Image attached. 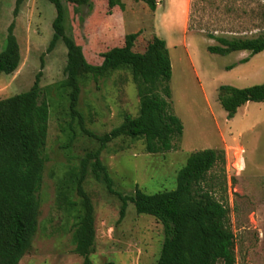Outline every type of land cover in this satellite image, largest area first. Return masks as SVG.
<instances>
[{"label": "rangeland", "instance_id": "rangeland-1", "mask_svg": "<svg viewBox=\"0 0 264 264\" xmlns=\"http://www.w3.org/2000/svg\"><path fill=\"white\" fill-rule=\"evenodd\" d=\"M95 1L96 9L82 7L79 14H74L72 5L65 6L67 35L82 47L87 62L96 65L93 48L98 50L97 44L106 43L109 49L124 42L126 35L138 34L133 51L143 53L155 27L171 61V110L183 125L182 137L173 140L167 153H148L142 138L121 137L108 144L100 159L114 190L124 196H132L136 188L147 195L173 191L191 153L223 151L225 166L211 170L205 185L229 208L236 264H264V103H248L228 120L218 102L220 86L246 88L264 83V52L222 57L206 49L217 45L207 37L210 33L229 38L264 35V0H194L191 30L187 29L190 0L189 5L188 0H159L155 14L144 2L121 0L119 16H113V11L108 14L106 0ZM16 3L0 0V52L13 24L21 55L15 73L0 75V100L27 92L40 74L42 99L49 105L38 229L19 264H83L74 252L73 219L59 209L63 202L59 192L68 183L69 172L99 145L71 120L67 92L57 89L66 78L67 49L60 41L48 51L54 6L47 0H23L15 15ZM244 60L248 62L243 64ZM139 106L136 85L127 70L97 82L91 76L82 78L78 111L86 130L96 135L119 127L127 116H138ZM83 187L94 208L91 263L156 264L164 241L162 225L151 216L138 215L130 203L119 222L121 202L104 183L88 175ZM71 200L79 201L75 195Z\"/></svg>", "mask_w": 264, "mask_h": 264}, {"label": "trees", "instance_id": "trees-1", "mask_svg": "<svg viewBox=\"0 0 264 264\" xmlns=\"http://www.w3.org/2000/svg\"><path fill=\"white\" fill-rule=\"evenodd\" d=\"M22 1L17 0L15 15ZM47 1L56 11L48 51H52L60 41L67 49L66 78L57 85V89L67 92L71 120L77 121L81 132L99 145L96 151L87 153L79 166L69 172L68 183L64 182L59 192V199L63 201L59 209L73 219L75 254L83 259V264H92L94 208L83 187L87 176L91 175L96 181L104 183L108 193L121 202L119 222L125 218L130 203L138 215L151 216L162 225L164 241L156 264H236L235 236L229 208L214 197L212 188L205 185L211 170L219 165L225 166L223 151L191 153L178 173L177 188L154 195H147L139 188L132 196L116 192L113 180L100 159L107 145L121 137L144 139L150 154L171 151L173 140L182 137V122L171 110L168 84L172 67L165 41L154 36L145 51L137 53L133 49L138 34H128L122 47H114L100 54V64H90L82 47L66 33L65 6L72 5L74 14H79L82 7L92 10V0ZM135 1L146 3L152 12L156 10V0ZM106 5L109 15L115 7L123 9L121 0H106ZM194 7V0H190L188 30L192 29L190 23ZM78 19L79 22L84 21L81 16ZM13 28L11 24L5 48L0 52V75H12L21 63ZM207 37L217 43L206 48L212 55L225 57L248 52L250 56H256L264 52V35L229 38L210 33ZM247 62L242 61L243 64ZM124 70L131 73L136 85L140 103L138 116L125 117L119 127L102 136L86 130L83 116L78 111L82 78L91 76L97 82ZM218 102L226 112L227 119L231 120L238 109L246 104L264 103V83L246 88L220 86ZM48 122L49 105L42 99L40 74L27 92L0 100V264H19L37 232L38 192L46 163L44 149ZM69 146L64 148L68 149ZM73 195L79 201L71 200Z\"/></svg>", "mask_w": 264, "mask_h": 264}, {"label": "crops", "instance_id": "crops-1", "mask_svg": "<svg viewBox=\"0 0 264 264\" xmlns=\"http://www.w3.org/2000/svg\"><path fill=\"white\" fill-rule=\"evenodd\" d=\"M156 2H157V6H156V10H155V12H153V14H155L156 12H157V10H158V8H159V3H160V1L159 0H156ZM96 1L95 0H93V6H94V8L96 9ZM188 5H189V0H188ZM188 5H187V13H188ZM186 9V8H185ZM120 10V8L119 7H115L112 11H113V16H119V15H121L120 13H121V10ZM185 12V11H184ZM185 25H186V22H185ZM184 25V26H185ZM154 36H156V37H158V35H157V33H156V31H155V27H154ZM159 38V37H158ZM122 45H123V42L120 44H118V45H116V46H111L109 49H111V48H114V47H122ZM97 46H98V50H96L95 48H93V61L96 63V64H100L101 63V61H102V59H101V57H100V54H102V53H104V52H106L107 50H109V49H106L105 48V46H106V43H102V44H97ZM104 48V49H103Z\"/></svg>", "mask_w": 264, "mask_h": 264}, {"label": "built area", "instance_id": "built-area-1", "mask_svg": "<svg viewBox=\"0 0 264 264\" xmlns=\"http://www.w3.org/2000/svg\"><path fill=\"white\" fill-rule=\"evenodd\" d=\"M238 157H239V156H237V160H238Z\"/></svg>", "mask_w": 264, "mask_h": 264}]
</instances>
